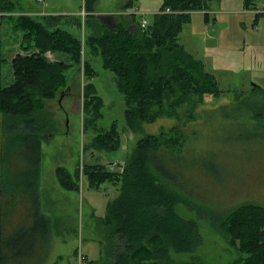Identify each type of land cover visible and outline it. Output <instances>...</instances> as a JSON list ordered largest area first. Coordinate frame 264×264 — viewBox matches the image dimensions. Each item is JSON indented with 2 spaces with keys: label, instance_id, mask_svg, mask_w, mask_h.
<instances>
[{
  "label": "trees",
  "instance_id": "16d2710c",
  "mask_svg": "<svg viewBox=\"0 0 264 264\" xmlns=\"http://www.w3.org/2000/svg\"><path fill=\"white\" fill-rule=\"evenodd\" d=\"M96 1L83 0L85 25L98 24L99 30L87 34L83 46L90 53L100 55L103 66L114 73L116 87L125 101L123 119L127 129L140 132L144 123L153 122L161 115L174 117L177 108L186 102V94L197 96L200 103L204 95L217 96L222 92L214 74L206 70L201 59L178 42L183 26L190 22V13L209 10L211 0H162L159 11L145 28L140 27L133 15L109 25L102 20L103 24L97 20L91 22L88 15L95 10ZM134 1L121 0V10L131 8ZM244 1L248 8L251 2ZM10 2L12 11L15 5ZM0 11L10 12L1 4ZM24 15L9 17L12 28L24 34L22 52L9 55L11 79L8 83L3 79L2 67L7 59L0 45V122L6 137L0 144L4 148L0 152L3 166L0 165V264H16L19 259L23 264H31L44 250L43 257L49 255L53 221L50 215L41 212L39 193L41 146L44 130L52 118L45 102L55 97L59 86L70 85L66 71L78 65L80 72L81 63V37L59 27L61 16H41L36 20ZM203 15L208 20V13ZM21 17L35 21V28L21 26L18 22ZM72 18H76L72 20L74 24L81 26L79 18ZM48 51L68 54L72 62L50 60ZM96 75L95 68L85 60L81 83L88 100L85 110L90 112L99 109L102 103L92 83ZM74 80L80 85L79 75ZM89 95L94 98L87 99ZM254 96L264 101V89L256 86L250 98ZM188 105L195 107L194 103ZM244 113H250L252 120L264 122V102L259 109ZM176 132L175 135L145 133L117 171L107 168L95 153L94 162L83 161L80 167L77 164L73 173L64 166L55 167L58 183L66 190L77 191L83 178L92 188H99L104 182L117 187L118 194L107 202L104 216L99 217L104 234L101 242L104 257L100 264H198L195 257L179 262L171 254L172 251H194L202 241L196 222L182 217L176 210L180 202L191 207L186 197L196 194L191 184L182 183L181 177L186 179L183 163L173 169L169 181L164 179L160 165L162 152L166 155L172 151L179 158L186 155L189 131L186 133L184 127H178ZM89 144L100 153L117 149L121 139L115 121L110 128L96 133ZM28 148L32 153L25 163L18 156H25L23 150ZM16 161L20 162L19 171L12 172ZM18 172L26 176L21 178ZM19 206L24 209L22 221L11 222ZM211 209L210 222L238 240V250L248 255L241 260L243 264H264V205L255 201L233 205L213 201ZM81 258L84 262L88 260L86 254Z\"/></svg>",
  "mask_w": 264,
  "mask_h": 264
},
{
  "label": "rangeland",
  "instance_id": "374dc122",
  "mask_svg": "<svg viewBox=\"0 0 264 264\" xmlns=\"http://www.w3.org/2000/svg\"><path fill=\"white\" fill-rule=\"evenodd\" d=\"M13 1L15 11H10V0H0V4L10 11L0 12V43L7 59L2 67L4 83L11 79V43L17 40L15 43L18 45L20 38L19 45H22L24 34V31L12 29L8 17L14 18L21 15L16 14L20 11L34 7L42 9L45 4L56 3L61 9L77 12L83 4V0ZM248 1L251 3L245 8L244 0H211L209 10L190 13V22L178 35V42L200 58L206 70L214 74L222 91L217 96L206 94L199 103L197 96L186 94V102L177 108L174 117L161 115L153 122L144 123L140 132H132L124 123L125 101L115 85L114 74L102 67L101 57L97 56L93 59L97 75L92 81L95 93L102 101L99 109L93 112L85 110L88 100L84 97L83 80L78 86L75 80L66 87L59 86L55 97L45 102L47 113L52 118L44 130L41 146L39 193L41 212L50 215L53 221V240L49 242V255L46 254L44 259V250L38 259L31 260V264H43L47 255L44 264H100L104 257L101 243L104 234L99 217L104 216L108 200L118 194L117 187L104 182L99 188H92L82 177L78 193L65 191L56 181L55 167L64 166L73 173L77 163L94 162L95 153L107 168L117 171L129 159L135 144L145 133L175 135L178 127H184L186 133L189 131L185 142L186 155L179 158L172 151H167L166 155L162 152L160 165L164 169V179L169 181L173 169L178 163H183L186 179L181 177L182 183L191 184L196 194L193 192L186 197L191 207L180 202L176 204V210L182 217L196 222L202 241L194 251H172V257L179 262L195 257L198 264H243L241 260L248 255L238 250V240H233L218 224H212L209 216L213 201L223 205L255 201L264 205V122L252 120L250 113H244L251 112L252 108L259 109L264 102L258 96L250 98L256 86L264 89V0ZM98 3L99 9L121 10L120 0H99ZM136 5L143 11L140 13L150 20L152 11L161 6V0H137ZM204 12L208 13V20L204 18ZM140 13L136 15L137 20ZM27 15L31 17V14L24 16ZM88 16L91 22L97 20L103 24L101 14L95 10ZM116 16L119 18L117 21L131 17L125 10ZM18 22L31 30L36 26L35 21L27 17L19 18ZM97 26L90 25L88 34L98 33ZM82 49L81 45L80 54ZM59 56L62 58L63 55ZM65 56H68L64 59L66 63L72 62L70 55ZM80 68L81 72L74 73V76L83 77L82 60ZM72 70L66 71L68 79L73 75ZM90 98L94 96L89 95L87 99ZM189 103H194L195 107H189ZM114 121L121 139L120 146L102 153L89 147L92 137L110 128ZM5 138L0 122V144ZM174 149L180 151L177 146ZM3 150L0 147L1 154ZM23 151L25 156L18 158L26 163V157L32 152L30 148ZM19 167L20 162H14L12 172ZM18 176L22 178L26 174L18 172ZM23 212L19 206L11 222L22 221ZM82 254L88 256L86 262L81 258ZM16 264L23 263L19 259Z\"/></svg>",
  "mask_w": 264,
  "mask_h": 264
},
{
  "label": "crops",
  "instance_id": "0c3cea01",
  "mask_svg": "<svg viewBox=\"0 0 264 264\" xmlns=\"http://www.w3.org/2000/svg\"><path fill=\"white\" fill-rule=\"evenodd\" d=\"M12 2H14L13 0H12ZM99 2V0H97L96 1V6H95V12L96 13H100L101 14V16H100V18H101V20L106 24V25H109L110 23H115V22H117V20H118V18H117V14H120L123 10H119V9H117L116 11L113 9V10H111V9H99V7H98V3ZM120 2H121V0H120ZM122 2H123V0H122ZM161 3H162V0H161ZM57 4V3H56ZM47 5V4H45L44 5V7L42 8V9H39L38 7H34V8H32V9H29L28 11H20L19 13H16V14H31V16H38V17H36V19H41L42 17L41 16H48V15H57V16H61V18H62V22L59 24V27H61V28H64V29H67L68 31H70L71 33H73V34H75V35H77V36H80L81 37V40H83V38L88 34V32H89V28L90 27H88V25H85V21L83 20V18H84V16L82 17V16H78V14L80 13V10H82L83 8V4H82V6H81V8L77 11V12H75V11H73V12H70V11H68V10H65V9H61L60 7H59V5ZM137 4V0H135L134 1V3L132 4V7L129 9V10H125V11H128V12H130V15H133L134 17H135V19H136V15L137 14H139L140 12H143L142 10H140L139 8H138V6L136 5ZM14 5L16 6V4H15V2H14ZM15 9V8H14ZM159 9H160V7H158V9L157 10H154V11H152L153 13L152 14H154V13H156V12H158L159 11ZM84 10V9H83ZM15 11V10H14ZM85 11V10H84ZM148 10H146V12H147ZM1 13H3V11H0ZM75 12V13H74ZM86 12V11H85ZM92 12V11H91ZM91 12H89V13H91ZM77 15V16H76ZM71 16H75V17H77V18H79V20H80V25L81 26H78L77 24H74V22L72 21L73 19H76V18H72L71 20H70V17ZM142 16H144V15H142V13H140V15H139V20H140V18L142 17ZM64 17V18H63ZM9 18V17H8ZM152 19V18H151ZM151 19L150 20H148V21H151ZM139 20H137L136 19V21H139ZM78 21V20H77ZM11 22V21H10ZM68 26V27H67ZM11 27H12V25H11ZM13 29V28H12ZM14 30V29H13ZM20 30V29H19ZM21 33H22V30H21ZM181 33V32H180ZM15 41H17V40H13V42L11 43V48H9V53L10 54H14V53H17V52H22V50L20 49V38H19V40H18V45H16L17 43H15ZM81 43H83V41L81 42ZM182 44V43H181ZM0 45H1V43H0ZM82 46H83V44H81ZM185 47V46H184ZM1 48H2V45H1ZM186 49V48H185ZM2 52H3V49H2ZM81 60L84 62L85 60L88 62V63H90V64H92V66L95 68V66H94V61H93V59L94 58H96L97 56H100V55H96V54H93V53H90V51H89V49H88V47H86V46H83V49H82V51H81ZM46 55L48 56V58L50 59V60H53V61H55V60H59V59H62V60H64V59H66L68 56H65L66 54H62V53H56V52H47L46 53ZM59 55H63L62 56V58H58V57H60ZM70 63V62H69ZM101 65H102V67H104L103 66V64H102V58H101ZM71 69H73L72 71H73V75H72V77L70 78V79H68L67 78V83H69V84H72L73 82H74V73H78L79 72V70H78V67H76V66H71L70 67ZM105 68V67H104ZM105 69H107V68H105ZM95 70H96V68H95ZM80 72H81V68H80ZM112 72V71H111ZM113 73V72H112ZM114 74V73H113ZM67 75V74H66ZM114 78H115V75H114ZM81 80H82V77H81ZM114 82H115V79H114ZM92 83H93V81H92ZM115 85H116V83H115ZM78 164V163H77ZM76 164V166H78ZM75 166V167H76ZM79 167H80V165H79ZM74 170H75V168H74ZM55 173V172H54ZM56 176V175H55ZM56 181H57V183H58V180H57V178H56ZM80 182V184H79V189L77 190V191H73V190H71V191H73V192H76V193H78L79 192V190L81 189V182H83V179H82V181L80 180L79 181ZM83 184V183H82ZM58 185H59V183H58ZM60 186V185H59ZM61 187V186H60ZM64 189V188H63ZM65 191H69V190H66V189H64ZM110 200V199H109ZM108 200V201H109Z\"/></svg>",
  "mask_w": 264,
  "mask_h": 264
},
{
  "label": "built area",
  "instance_id": "2783aa9c",
  "mask_svg": "<svg viewBox=\"0 0 264 264\" xmlns=\"http://www.w3.org/2000/svg\"><path fill=\"white\" fill-rule=\"evenodd\" d=\"M38 1H42V0H38ZM165 11H170V10H165ZM85 11L82 9V10H80V13H79V15H81L82 17L85 15ZM139 24H140V27L141 28H145L148 24H149V21L147 20V18H145L144 16H142L141 18H140V22H139ZM83 41V40H82Z\"/></svg>",
  "mask_w": 264,
  "mask_h": 264
}]
</instances>
